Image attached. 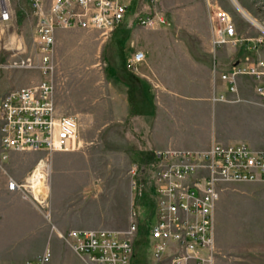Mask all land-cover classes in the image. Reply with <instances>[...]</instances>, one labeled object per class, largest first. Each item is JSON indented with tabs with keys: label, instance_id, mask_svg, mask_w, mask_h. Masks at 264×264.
Segmentation results:
<instances>
[{
	"label": "crops",
	"instance_id": "obj_1",
	"mask_svg": "<svg viewBox=\"0 0 264 264\" xmlns=\"http://www.w3.org/2000/svg\"><path fill=\"white\" fill-rule=\"evenodd\" d=\"M117 1L127 6V12L115 30L57 27L52 72L45 74L41 65L36 74L32 71L17 80L12 78V87L5 94L52 79L58 112L76 117L80 132L106 133L124 144L125 128L128 131L138 123L148 125V130L139 134L143 152L147 145L157 153L203 151L215 143H246L264 151V101L256 90L260 82L241 73L236 76L237 90L232 91L234 82L222 77L234 66L245 68L264 59L262 43L215 44L205 0H159L156 4L151 0ZM154 13L163 15L169 24L145 27L138 23L140 16ZM139 51L144 57L136 62L134 57ZM3 66L13 68L12 64ZM20 71L25 72V68ZM74 81L82 87L78 93L71 92ZM133 97L139 108L133 107ZM73 102L77 103L75 109ZM31 159L27 151H4L0 136V168L8 173L21 171L9 173L0 183V231L10 220L20 229L30 217L34 221L36 215H41L42 208L35 203L33 212L25 210L23 196L11 190L8 183L10 177L22 182L30 175L32 188L31 178L36 171L29 173L37 163H31ZM229 187L235 188V184ZM34 197L41 200L36 193ZM131 208V218L136 219L134 205ZM69 227L55 224L53 232L60 237V232L75 229L67 230ZM67 243L89 264L71 242ZM214 250L215 264H264V246L245 251L231 249L215 232Z\"/></svg>",
	"mask_w": 264,
	"mask_h": 264
},
{
	"label": "rangeland",
	"instance_id": "obj_2",
	"mask_svg": "<svg viewBox=\"0 0 264 264\" xmlns=\"http://www.w3.org/2000/svg\"><path fill=\"white\" fill-rule=\"evenodd\" d=\"M35 1L0 0V12L4 9L10 12L8 20L0 19V100L12 87V78L17 80L32 71L36 74L43 64L44 37L39 31L41 12L49 13L56 0H38L41 10L35 6ZM205 2L210 14L213 8L220 7L231 16L240 39L236 44L241 41L259 44L262 39L260 48L264 47V0ZM22 61L30 62L31 66H22ZM15 62L21 65H13ZM6 64H12L13 68L3 66ZM19 68H25V72L19 74ZM70 88L75 93L82 90L79 83L71 84ZM132 100L133 107L139 108L136 98ZM71 104L75 109L77 103ZM136 126H131L128 131V127L124 129L127 137L124 144L112 135L81 129L74 150L27 151L33 158L31 163L40 159L49 162L48 175L43 173L33 189L26 187L17 191L23 196L25 210L33 212L35 203L42 211L34 221L30 217L23 222L20 229L13 220L3 226L0 264H26L29 259L43 257L47 251L51 252L50 260L44 264H88L73 251L66 238L53 232L55 224L70 226L67 230L76 229L74 226L116 230L129 229L132 221L139 226L134 237L132 264H155L149 225L155 222L156 181L161 162L148 145V148L144 146V152L142 150L139 134L147 131L149 126L141 123ZM9 173L21 174V171L15 169ZM9 173L0 168V183L9 177ZM234 184L235 188H227ZM219 187L220 199L214 210L215 235L231 249L245 251L263 247L264 182L232 181L221 183ZM35 193L42 195L41 202L35 199ZM132 205L136 219L131 218Z\"/></svg>",
	"mask_w": 264,
	"mask_h": 264
},
{
	"label": "built area",
	"instance_id": "obj_3",
	"mask_svg": "<svg viewBox=\"0 0 264 264\" xmlns=\"http://www.w3.org/2000/svg\"><path fill=\"white\" fill-rule=\"evenodd\" d=\"M35 6L41 10L38 0ZM126 12L127 7L117 0H56L49 13L41 12L39 23L44 37L43 72L49 74L53 70L51 52L56 27H88L109 32L123 22ZM9 17L8 10H4L1 18L5 21ZM211 20L216 44L240 41L226 11L213 8ZM138 22L145 27L169 24L161 14L140 16ZM143 57L139 51L135 61ZM27 64L31 66L30 62ZM241 73L260 82L256 90L264 101V59L245 68L234 66L230 73L223 74L224 79L234 82L232 91L237 90L236 76ZM0 123L4 151L52 153L73 150L78 143V120L58 112L52 79L7 93L0 100ZM156 156L161 169L156 181L155 222L149 225L155 264H215L213 214L220 198L219 185L232 181L264 182V151L246 143H215L203 151L164 150ZM48 163L40 159L30 174L47 173ZM30 182L29 178L18 182L11 177L8 181L13 191L31 186ZM138 230V223L133 221L125 232L72 229L59 235L71 242L89 264H132ZM49 256L46 253L29 264H44Z\"/></svg>",
	"mask_w": 264,
	"mask_h": 264
},
{
	"label": "bare ground",
	"instance_id": "obj_4",
	"mask_svg": "<svg viewBox=\"0 0 264 264\" xmlns=\"http://www.w3.org/2000/svg\"><path fill=\"white\" fill-rule=\"evenodd\" d=\"M151 1H152V0H151ZM158 1H159V0H158ZM158 1H157V2H158ZM152 3H153V2H152ZM121 4H122V3H121ZM154 4H156V3H154ZM123 5H124V4H123ZM125 6H126V5H125ZM126 7H127V6H126ZM4 10H7V9H4ZM4 10L0 12V19H2L1 17H2V13L4 12ZM8 12H9V10H8ZM9 14H10V12H9ZM154 14H158V13H154ZM149 15H153V14H149ZM145 16H147V15H145ZM9 18H10V17H9ZM9 18H8V19H9ZM124 18H125V17H124ZM2 20H3V19H2ZM3 21H4V20H3ZM138 23H139V22H138ZM140 25H141V24H140ZM58 27H60V26H58ZM63 27H64V26H63ZM76 27H77V26H76ZM56 28H57V27H56ZM56 28H55V29H56ZM85 28H88V27H85ZM116 28H117V27H116ZM116 28H115V29H116ZM115 29H114V30H115ZM54 31H55V30H54ZM109 32H110V31H109ZM215 44H216V43H215ZM218 45H219V44H218ZM134 59H135V57H134ZM21 64H22V66H26L27 62H26V61H22ZM21 64L15 62L13 65H18V66H20ZM27 65H30V64H27ZM45 74H46V73H45ZM48 79H49V78H48ZM73 150H74V149H73ZM41 173H42L41 171H40V172L36 171L35 174H33L32 178H31L32 181H33V182H32V183H33V184H32V187H36V185H34V183H35L39 178H40V179L42 178ZM37 184H38V183H37ZM30 187H31V186H30ZM37 197H38V198H41L40 195H37ZM114 232H115V231H114ZM60 237H62V236H60ZM62 238H64V237H62ZM49 260H50V256H49ZM49 260H48V261H49ZM48 261H46V262H48ZM46 262H44V263H46ZM132 262H133V261H132Z\"/></svg>",
	"mask_w": 264,
	"mask_h": 264
}]
</instances>
